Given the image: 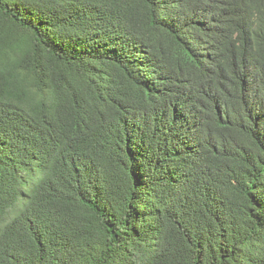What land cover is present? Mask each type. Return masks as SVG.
Listing matches in <instances>:
<instances>
[{
    "label": "trees",
    "instance_id": "16d2710c",
    "mask_svg": "<svg viewBox=\"0 0 264 264\" xmlns=\"http://www.w3.org/2000/svg\"><path fill=\"white\" fill-rule=\"evenodd\" d=\"M0 264H264V0H0Z\"/></svg>",
    "mask_w": 264,
    "mask_h": 264
}]
</instances>
